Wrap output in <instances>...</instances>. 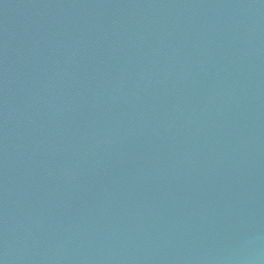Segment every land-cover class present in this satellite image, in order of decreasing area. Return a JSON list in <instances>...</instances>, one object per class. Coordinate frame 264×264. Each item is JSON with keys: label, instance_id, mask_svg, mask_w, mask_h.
Listing matches in <instances>:
<instances>
[{"label": "water", "instance_id": "1", "mask_svg": "<svg viewBox=\"0 0 264 264\" xmlns=\"http://www.w3.org/2000/svg\"><path fill=\"white\" fill-rule=\"evenodd\" d=\"M0 264H264V0H0Z\"/></svg>", "mask_w": 264, "mask_h": 264}]
</instances>
